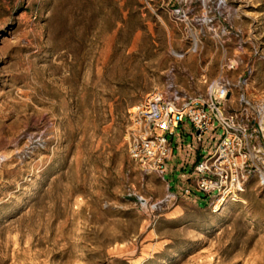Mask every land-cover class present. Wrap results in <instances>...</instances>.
Here are the masks:
<instances>
[{"label": "rangeland", "instance_id": "obj_1", "mask_svg": "<svg viewBox=\"0 0 264 264\" xmlns=\"http://www.w3.org/2000/svg\"><path fill=\"white\" fill-rule=\"evenodd\" d=\"M227 60L257 104L264 0H0V264H264V186L218 212L195 186L217 123L167 136L164 178L127 154L134 106L203 93Z\"/></svg>", "mask_w": 264, "mask_h": 264}, {"label": "built area", "instance_id": "obj_2", "mask_svg": "<svg viewBox=\"0 0 264 264\" xmlns=\"http://www.w3.org/2000/svg\"><path fill=\"white\" fill-rule=\"evenodd\" d=\"M201 45L202 40L196 36L189 51L197 52ZM237 66L235 61H224L218 75L203 82L206 85L203 93L188 94L168 81L131 109L125 133L129 159L144 175L164 178L167 162L175 150L167 136H172L186 119L201 143V136L217 123L222 137L212 152L194 165L199 174L195 181L197 189L214 194L209 201L212 212L238 202L251 178L264 186V95L257 104L250 99L251 71L235 79L228 75ZM132 196L141 207L148 206L144 197Z\"/></svg>", "mask_w": 264, "mask_h": 264}, {"label": "crops", "instance_id": "obj_3", "mask_svg": "<svg viewBox=\"0 0 264 264\" xmlns=\"http://www.w3.org/2000/svg\"><path fill=\"white\" fill-rule=\"evenodd\" d=\"M183 128H184V125L182 124V125L179 126L178 129H183ZM191 129H192V127H191ZM192 131H193V129H192ZM174 147H175V149H177V148H179V145L178 144L174 145Z\"/></svg>", "mask_w": 264, "mask_h": 264}]
</instances>
